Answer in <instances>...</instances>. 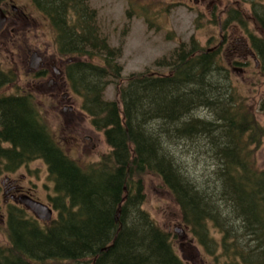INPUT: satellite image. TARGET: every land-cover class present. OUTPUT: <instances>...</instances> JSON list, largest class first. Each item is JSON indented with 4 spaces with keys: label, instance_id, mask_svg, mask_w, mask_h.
<instances>
[{
    "label": "trees",
    "instance_id": "16d2710c",
    "mask_svg": "<svg viewBox=\"0 0 264 264\" xmlns=\"http://www.w3.org/2000/svg\"><path fill=\"white\" fill-rule=\"evenodd\" d=\"M32 2L50 19L59 54L71 57L66 78L110 150L79 164L53 137L33 93L0 94V175L44 160L57 211L42 222L9 206V246L0 248V264H186L170 232L144 209L146 175L163 182L208 253L218 248L213 224L228 264H264V168L255 157L264 126L220 63V47L201 46L192 36L156 59L165 71L124 78L119 50L103 35L89 0ZM232 6L223 26L236 24L248 34L264 73V4L252 1L248 14ZM249 20L263 36L250 31ZM14 72L0 65V90L17 80ZM112 83L117 96L108 100Z\"/></svg>",
    "mask_w": 264,
    "mask_h": 264
},
{
    "label": "rangeland",
    "instance_id": "374dc122",
    "mask_svg": "<svg viewBox=\"0 0 264 264\" xmlns=\"http://www.w3.org/2000/svg\"><path fill=\"white\" fill-rule=\"evenodd\" d=\"M252 1L264 4V0H218L217 7L213 9L207 8L206 2L195 4L192 0H89V4L97 11L101 31L108 38L110 46L119 50L118 61L124 67V78L147 69L165 71L155 67L156 59L169 55L180 43H189L191 37L195 36L201 46L213 49L220 47V63L228 68L236 91L246 98L251 109L255 110L258 122L264 126V73L257 68L255 55L248 45L249 36L236 24L223 26L225 11L230 4H234L232 7L235 8L241 7L248 14L252 10ZM15 5L23 8L31 20L25 35L2 37L0 40V65L15 70L17 76L14 83L2 87L0 94L33 93L44 121L63 150L81 165L99 161L110 148L103 132L93 127L89 115L82 110L81 97L70 88L71 104L77 111L70 116L63 111L62 105L54 106L56 99L50 98L49 90L33 88L30 83L24 54L38 46L42 50L57 52L55 31L50 19L32 0H15ZM249 22L250 31L263 36L256 24ZM237 40H240L239 43L245 41L247 49L244 52L238 49ZM235 60L246 61L247 64H235ZM116 96L117 85L112 83L105 91V98L112 100ZM255 157L257 165L264 168V142L255 151ZM191 160H187L186 164L188 170L193 172L198 166L197 161L194 164V160ZM203 169L201 167L199 171ZM16 174L19 182L31 187L40 201L45 204L51 202L50 197L55 195V189L44 160L24 164ZM10 175L14 174L0 175V248L9 246L7 220L4 219L8 207L13 204L4 205L3 181ZM204 181L203 178L199 182ZM143 182L146 192L144 209L162 229L170 232L174 249L186 264H228L229 260L221 253L219 244L222 235L213 224L209 225L210 233L218 240V248L210 254L190 230L187 233L181 210L163 182L155 175H146ZM28 215L34 216L31 211ZM56 215L57 211H54L53 218ZM143 228L139 225V236ZM177 228H180L181 233L176 231Z\"/></svg>",
    "mask_w": 264,
    "mask_h": 264
},
{
    "label": "flooded vegetation",
    "instance_id": "af4514ba",
    "mask_svg": "<svg viewBox=\"0 0 264 264\" xmlns=\"http://www.w3.org/2000/svg\"><path fill=\"white\" fill-rule=\"evenodd\" d=\"M192 1H194L195 4H204L203 2H206L207 8L212 7V9L216 8L218 5V0ZM0 7L4 10L7 15V24L1 36L14 38L25 35L27 33L26 29L29 26L31 20L28 16L29 14L23 8H20L19 6L15 5V0H0ZM237 42L239 43L240 40H237ZM239 45L238 49L240 51L244 52L247 49L245 41L242 40ZM252 54L255 55L253 52ZM59 60H61L62 63H60ZM71 61L72 60L70 56H61L58 51L49 52L48 49L42 50L39 46L36 47L33 51L29 49L28 53L24 54V62L27 65V73L29 75V80L30 83H32L33 88H37L39 90L41 88H45L49 90L50 92L48 93V95L50 96V98H52L53 100L56 99V103L54 106L59 107L62 105L63 111L66 112L68 115L73 116L71 114H75V112L77 111H75L73 104H71V87L65 74V65L67 63H70ZM234 62L237 63L238 61L235 60ZM238 63L246 64L247 62L239 61ZM16 172L17 171L13 172V176L10 175L6 177V179L3 181L5 207H7L9 204L25 207V205L22 203V199L26 198V196H31L32 198L39 200L32 192L31 187H25L19 182L18 177H16ZM48 204L53 207V204L51 202ZM26 211L29 210L26 209ZM7 217L8 209L7 216L4 221L7 220ZM187 230V233H189L188 228H186V231Z\"/></svg>",
    "mask_w": 264,
    "mask_h": 264
},
{
    "label": "water",
    "instance_id": "95a60500",
    "mask_svg": "<svg viewBox=\"0 0 264 264\" xmlns=\"http://www.w3.org/2000/svg\"><path fill=\"white\" fill-rule=\"evenodd\" d=\"M7 21V16L4 11L0 8V32L4 28ZM22 203L30 209L34 215L41 220H49L52 217L53 209L48 205L42 203L41 201L35 200L30 196H26V198L22 199ZM177 232L181 233L177 228Z\"/></svg>",
    "mask_w": 264,
    "mask_h": 264
}]
</instances>
